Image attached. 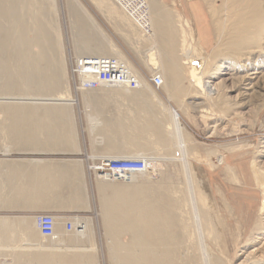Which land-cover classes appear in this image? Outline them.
<instances>
[{"label": "rangeland", "instance_id": "rangeland-1", "mask_svg": "<svg viewBox=\"0 0 264 264\" xmlns=\"http://www.w3.org/2000/svg\"><path fill=\"white\" fill-rule=\"evenodd\" d=\"M18 1H16V3L14 4H16L15 6H17V14L19 15V18L17 19V23H16L17 25V27L15 28L16 32L13 34L12 38L10 36V42L13 41V39H16L17 37H19V32H26V29H29L27 30L29 31L28 32L29 34L27 32H26L27 34H25V39L27 42H30L34 36H39V35H33L34 34L33 31L35 33L43 32L41 36L45 35V33L51 36L52 33L50 34L48 30L51 28L50 31L54 32V29L51 27V25L53 26V24H58L59 26L58 29L61 32L60 42L57 40L55 33L53 35L54 39L52 38V36L51 38L47 37L48 40L43 39V46L45 48V53L47 55L46 59L48 60V62L40 61L38 62L39 64L38 67L37 66L36 67L40 68L43 74L45 73L46 77H52L55 75L58 78L60 77L59 78L60 82L56 83V85L55 84L52 85L50 89L47 90L46 92L38 93L36 91L34 92L32 91V93H30L32 94V96H30L31 98L24 99V100L18 99V97L23 98L29 95V93L25 91L19 94L9 93L10 95L9 94L6 95L7 93H0V100H1L0 106H5V105L38 106L40 104L32 102L33 97H49V95L52 94L51 93L52 89L58 88V86L59 88H63L64 85H66L65 81H67V84L69 85L71 97L73 99H76V104L74 105L75 107L85 106L86 103H89L87 100L88 98L90 99L91 105L93 102L95 103L96 100H101V102L95 103V105L100 106V111L102 112L101 115L99 116L101 117L102 122H103L102 126H106V129L103 132L104 136H106L107 138H113L115 140H122L123 141L122 146L128 150L127 155L129 156L133 155L134 157L135 154H139L140 156H146V157L153 158V160L155 161V172H152L151 169H147L146 171L140 172V173H132L131 175L125 174L122 176L123 178L122 177L118 178L117 179L118 181L115 179L116 180L114 182L115 184L122 183L120 185L126 186L130 188V190H133V188L137 187V184L131 185L126 181L127 179L128 180L134 179L133 178L134 174L138 177L139 179L138 181H143V179L147 178L148 176H151L152 178H154V179H151L155 181V182H152V183H155L154 185H156L157 184L156 182H159V181H162V182L165 180L168 181L169 187H167L168 188L167 190H173L171 191V194H173V197L177 199L176 206H178V204L180 206V207L179 206L177 207L178 208L177 210L179 211L181 206L183 205L181 208L182 211L180 210L179 211L180 213L177 211L178 216L179 218L181 216V221H185L187 225H189L191 223V221H189V219L191 218L190 213H189L190 210L188 208L189 203L187 202V199L185 200V198H188L189 196L188 194L189 190H187L188 183H186L187 175L188 176L192 175L193 183H196L202 187L201 197L203 198V201L201 202L202 203L201 205L203 206L204 209L210 208V205L208 204V202L209 200L212 199L211 209H213L212 211L215 214L217 220L219 219L218 221L220 223V226L217 228V231H216L217 233H215L214 235L213 233H210V232L205 233V236L207 235V237H205L204 243L207 249V253L209 252L211 254L210 255L208 253L209 260L211 262L216 261L218 264H221V263L241 264V262H243L245 259L244 257H247L249 253H252L258 248L262 247L264 245V240H263L264 239V230H263L264 229V220H263L264 213L261 216L262 223H263L262 228L258 232H256L257 234L254 233L250 240H246L247 237L249 236L250 231H247L248 233L242 236H239L236 234L237 232L236 228L238 227L234 226V224L236 223V225H239V227L241 226L238 216H235V212L239 214L244 212V214H246L251 209H254L256 211L262 201V191H260V188L257 187L254 183V179H253L251 168H250V162L254 159L258 161V165L260 166V168L264 169V64H263L264 59L262 58L259 59V57L263 54L258 55L257 53L260 49L259 46H262V47L264 46V28H263L262 34H258V35L255 34L256 39H253V40L255 41L257 40V42L254 41L255 43L248 44L251 48H246L242 50L244 51L242 54L247 55L248 51H250L251 49L255 50L257 47L256 49L257 51L255 50L256 51L255 53L253 51V55L251 54V52H249L251 54L249 56H252L251 57L252 60L247 59V61H249L248 66L246 63H244V67L241 65L239 66V63H242L244 61L242 60L241 57L238 56L239 58L237 60L238 62H235V64H233L230 61L226 62V60L225 61L223 60V57L221 58L219 57L220 58L219 61L222 62V64L220 63V66H218L219 67L218 69H214L215 68L214 62L216 61L210 62L209 64L203 67L202 73H203L204 78H207V79L210 78V80L215 83H217L218 81L219 84L222 83L227 87V90H224V86H221L216 96H214L215 95L214 94L211 97H207L206 95H203L200 92V90L192 84L189 75H187L188 68H189L188 65L182 64L181 61L179 60L180 55L178 54L180 50H182L183 48L189 47V45L191 44L195 46V48H197L196 44H199V43H195L194 45L193 44L194 42L190 43V40H189V33H191L193 28L195 29L193 25V20L190 19L191 18L190 13L191 11H194V10L196 11V9H198L199 11H202L208 15V19L210 22L209 31H210L211 41H212L210 48L206 50V52L208 53L213 48L212 47L213 42L215 44L216 35H215V29H214V23H215L214 21L215 20L219 21L218 22L219 26L220 28H222L221 38L223 42L225 44H232L235 42V34H234V30L232 31V29H233V26L235 25L236 20L234 19V17L229 16V13L225 11L226 5L225 4L223 5L221 0H162L161 2L163 5H161V9H163L167 13L169 12V16L171 13L172 14L177 13V16L174 15L175 16L174 18L169 17L170 25H172L170 27V30L171 32L176 33L177 35V37L173 41V45H174L173 51H174V57L176 59L175 62L176 63L178 62L177 63L178 64L177 73L180 76L179 81L181 83L180 84L181 91L179 93H175V89L170 90L169 87L166 86L167 84L164 85V82L162 83V85L160 84L161 86L159 87L153 86L151 82V76H153V74H158V75H161L162 77L164 75L163 74L164 72L162 71L160 67L156 68V65L153 64V62L151 61L150 56L147 57L148 54L151 52L149 50L150 44L149 42L144 41L143 37L139 34L140 31H141L140 33H143V31L137 26V24L134 21H131L132 19L128 15H126L123 11H121L119 7L114 8V11L115 9L119 8L118 10H116V12L120 13L121 15H124L122 19H125V20L128 19V21H131L135 27L133 28L131 26L132 33L131 34L129 33V35L130 37L132 36L131 41L133 43H130L132 44L130 46H132L131 49L135 52L136 58H130L124 53H123V56H125V59L131 63L133 69L137 72L138 76H140L145 81V85H143L141 89H143V92L148 95H151L149 92L153 91L154 93L158 95V97L167 107L171 106L172 108H174L179 114L180 122L186 129L185 135L187 137L188 148H189V143L193 147V150H192L193 153L191 152L192 154H189V151H188V154H187V161L189 165L188 167L189 174H187L188 171H184L183 166H181V162L172 158V157L178 156V154H175V153H179V150L178 148H176V143L172 135V130L167 124L168 122L167 112H163V115H165V117H162L163 115L161 116V113H160L162 110L160 111V109L156 107L155 105L151 104L149 100H147L143 104H141V101H136V102L129 101V99L127 98L128 94L123 93L124 91L122 90V88L115 89L114 90L115 92L113 94L108 93V91L112 89V88H108V86L102 87L99 90H93V91H86V90L78 89V75L76 72H74L76 70L74 61L77 59L74 54L75 53L74 46L75 44H78V43L74 42L75 37L73 35L74 34L76 35L77 33L79 34L81 29H80V26L79 28L78 27L75 28L71 24L73 21V18L69 13L67 3L71 4L72 0H18ZM80 1L85 6L86 10L89 13H91L92 16L95 17V15L92 13V11L87 6L88 5L87 2L89 0H80ZM52 2H54V4ZM254 3H255V9L253 10V12H247L245 15L247 19L249 18L252 19L254 16L256 17V14L260 16L262 13H264V0H254ZM4 4L7 5L9 4V2L8 3L5 2ZM101 5L105 7L104 3ZM194 5H195V8L193 7ZM94 6L98 8L96 4H94ZM144 7H145V4H144ZM210 7L213 8L214 12L211 11ZM98 9L100 10V8ZM119 10L121 12H119ZM36 13L38 14V16ZM109 13H110L109 14L110 17L113 19V16H114L113 11L112 10L110 11L109 9ZM184 13L187 14V17L189 15V19L187 17H184ZM115 17L113 19L114 21L123 24L121 18H119L120 17L119 15L116 17V19ZM95 19L97 20L96 17ZM56 21H58V23H56ZM131 22L129 23L131 24ZM31 31L32 33H30ZM82 33L85 34L84 32ZM195 33H197V31ZM90 37H91V34L89 38ZM77 38L84 39L85 37L80 33V35H78ZM181 38L183 41H181ZM194 41L195 42L197 41L195 36H194ZM61 43H62V46H61ZM256 43L257 45H255ZM114 44L116 45V47L121 48L116 41H114ZM8 47H11V46L6 45L5 47L6 51L4 49V52L2 54V56L5 58H8L6 52H10ZM39 50L40 48L38 45H33L30 47L31 53H37ZM61 50H62V54H61ZM206 52L205 51L200 52L199 49L194 50V53L195 55L197 53V56L199 53H201L200 57L203 60L205 59L207 55ZM225 54L229 55L227 52ZM255 56H259V57L257 58ZM83 58H88V57H83ZM92 58H96V57H92ZM62 59H64L65 64H63ZM11 62L12 61L9 62V70L11 69V72L12 73L14 72L13 77H15V78L11 77V79L18 80V78H21L22 80L23 78H25L24 75H21V74L18 75L17 73H15L21 70L25 72L27 71L30 73L31 71L32 72L36 71V69H33V70L31 69L34 66L30 67V65H28V67H22V65L17 64L16 62L14 63V60L12 63ZM223 62L224 63L226 62V63L224 64ZM14 69L16 71H14ZM207 69L209 72L206 71ZM253 69H255L254 71L256 73H253V75L250 74L249 77H253V76L257 77L256 79L253 78L251 80V83H254L255 80H257V87H252L253 88L252 90H254V93L243 98L242 92H244V89L241 84L243 75L244 74L246 75L249 72H253ZM212 70L214 72H212ZM15 74L18 76L16 77ZM163 78L164 77H162V79ZM7 79H8L7 77L0 75V86H3L4 84H6ZM166 79H168L167 76L165 80ZM23 83L24 82L22 81L18 82L19 84L18 87H20L22 90H26L27 89L26 84L28 83H24V84ZM133 91H136V89ZM11 97L13 99H11ZM3 99L6 102L3 101ZM140 105L144 106L145 110L144 109L138 110L137 108ZM149 112H152L156 119L161 120V122L165 126V131L167 133L168 138L173 143L170 142L168 145H165V143H163L162 145L161 143H158L157 140H155V136L152 135L149 131L143 132V134L141 133L140 135H143L145 140L137 139V141L135 140L136 143L126 137V135H129V134L131 136H135L133 133L136 134V131L130 130L131 124L133 125L131 121H136L139 127H141L140 120L145 119V118L148 119L149 118L148 116L150 115ZM117 124H120L121 128H118ZM123 128L124 130H122ZM123 138L128 139L129 141H125V139ZM138 141H139V144L137 143ZM141 141L144 142L145 145ZM140 143H142L144 147L141 146L142 144ZM167 146L168 148H166ZM219 156H222L221 165H217V159ZM90 165L94 166L92 163H90ZM157 166H158V169H156ZM227 167H230L232 171L236 174V176L239 177L238 179L239 183L234 182L230 177L227 176L226 174ZM91 174L94 176L93 173ZM152 183L150 184L148 182V184L145 186L141 184V187L139 186V188H141L140 190H146V189L150 190L151 187L153 188ZM130 185L133 187L131 188ZM93 195H94L93 196L94 202L92 203L93 208L87 217V218H91L92 220V224L94 228L92 237L94 238V244H96V248L94 247V250L93 249L91 250L92 252L94 251V254L92 256V258L94 257L92 259L94 261H92V263L93 264H96V263L97 264H113L115 262L114 264H121L123 263L122 261L119 262V260H113L110 257L112 241L110 240L111 237L109 236V234H107L108 232L105 231V226L103 225L104 224L103 218L101 216L102 206H103L101 204V200L103 199V197L108 195V199L110 198V200H113L116 197L115 196L112 197L113 195H111L110 193L106 195L101 194V192H98L97 189L94 190ZM220 197L224 201L226 200V202L228 203L229 210L226 208L227 212L224 211V208L222 206L224 202L223 204H220V201H222ZM122 202L123 204H121L122 205L121 206L118 201L113 200L111 207H115V209L121 208L122 210L127 209L128 208L127 200L123 199ZM123 206H126L127 208ZM185 206H186V209L188 208L189 211H186ZM228 221L233 223V227L231 228L232 234H230L228 231L230 224L226 226ZM179 228H181V226ZM233 229L234 231L235 230L236 231L234 232ZM250 229H251V226L249 230ZM36 232L38 234V231ZM190 233H191V230H189L188 228V234L185 235L183 238L186 239L190 236L188 240L189 243L188 241H186L185 243L180 244L179 247H182V248L179 251H177V253L179 254V259H177L176 261L178 262L185 261L184 259H186L185 257H187V260H186L187 264H195L193 263L191 259L192 256L197 255L196 254L197 251H194L193 249L195 245L194 244L195 236L193 234L190 235ZM105 235L107 239L105 238ZM182 235H184V233ZM208 236H210V240H208L209 239ZM212 236L217 237V238L214 237L215 242L213 241L214 238H212ZM256 237L259 239L256 240L257 239ZM17 238L19 237H16V239ZM37 239L39 240L38 242L41 241L42 243L47 242V239L50 240L49 238H43L40 235L39 237L37 236ZM131 239H132V236H130V233L127 234V232H124L123 234H120L117 236V240H119V242L118 241L117 242L120 244V249L122 253L124 250L122 248L127 247L132 242ZM2 244L3 245L5 244V246L7 245L6 247L8 251H6L7 250L6 247H5L6 250L2 249ZM34 247L35 245H33V243L32 244L30 243H27V244L26 243H0V264L15 263V257L22 252L26 253L27 258L28 257L31 258V256L33 258L34 257L33 255L36 253L34 252L36 251L35 248L40 249L38 246L35 248ZM188 247L189 249L185 250V248H188ZM136 252L139 253V248L137 249ZM180 256H183V257H180ZM212 256L213 258H211ZM253 258L254 257L252 258L247 257V263H250L253 260ZM30 262H31L30 264L33 263L32 259H30Z\"/></svg>", "mask_w": 264, "mask_h": 264}, {"label": "bare ground", "instance_id": "bare-ground-1", "mask_svg": "<svg viewBox=\"0 0 264 264\" xmlns=\"http://www.w3.org/2000/svg\"><path fill=\"white\" fill-rule=\"evenodd\" d=\"M16 1H18V0H0V75L8 78L6 81L7 83L4 84L3 86H0V93H7L6 95H8L9 93L10 94H12V93L19 94V93L25 91V92L29 93V95H27L26 97H23V98L18 97V99L24 100V99L31 98L30 96H32V94H30V93H32V91L33 92L36 91L38 93L46 92L47 90L50 89V87L52 85H54V84L56 85V83L60 82V80H59L60 77L58 78L56 75L52 76V77H46L45 73L43 74V72L40 70V68H37V67L39 65L38 62H40V61L41 62L42 61L48 62V60L46 59L47 55L45 53V48L43 46V39L48 40V38H51V36L54 39L53 35L55 33L57 40L60 42V39H61L60 33L61 32L58 29L59 28L58 24H53V26H55V27H53L50 24L51 27L54 29V32L50 31L51 28L48 30L50 34L52 33L51 36L47 33H45L46 36L45 35L41 36V34H43V32H36L35 33L33 31V33H34L33 35H39V36H34L30 42H27L25 39V34H27L29 32V31H27L29 29H26L27 33L26 32H19V37H17L16 39H13V41L10 42V36L12 38L13 34L16 32V30H15V28L17 27L16 23H17V19L19 18V15L17 14V6H15L16 4H14V3H16ZM105 1H108V0H92V2L94 4H96L98 6V8H100V10H102L101 4H103V3L105 4L106 3ZM109 1H110V11L112 10L113 14H114L113 19L116 15L117 16L119 15L120 16L119 18H121L123 23H125L124 24L125 28H126V24L128 26L131 25L133 28H135L131 22V21H134L137 24V26L143 31V33H140L141 31L139 32V34L143 37V40L146 42H149V44H150L149 50L151 52L148 54L147 57L150 56V59L153 62V64L156 65V68L160 67L162 69V71L164 72L163 73L164 75L162 76V77H164L163 78L164 80L162 79L161 75L153 74V76H151L152 84H153L152 77L158 75L161 79V85L164 82V85L167 84L166 86H168L170 90L175 89V93H179L181 91V89H180L181 83L179 81L180 76L177 73V69H178L177 63L178 62L177 63L175 62L176 59L174 57V51H173V46H174L173 41L175 40L177 35H176V33L171 32L170 27L172 25H170V19H169V17L174 18L175 16H177V13L172 14L171 13L173 11L172 10L170 12L171 14L169 16V12L167 13L163 9H161V5H163L161 2L162 0H109ZM5 2H7V3L9 2V4L5 5L4 4ZM221 2L223 3V5L224 4L226 5L225 11H227L229 13V16L234 17V19L236 20L235 25L233 24L234 26L232 29V31L234 30V34H235V42L232 44H225L223 42V40L221 38V29L222 28H220V26H219V23H218L219 21L215 20L214 21L215 22L214 23V29H215V35H216L215 44L213 42V46H212L213 48L211 49V51L209 53L206 52L207 55L204 59L205 61L200 57L201 53H199L198 56H197V53H196V55L194 53V50H198V49L200 50V48H201V46L199 45V44H201L200 43L201 40L199 38V35L197 33H195L196 29H194V28L192 29L191 33H189V40H190V43L194 42L193 43L194 45H195V43H199V44H196V47L198 49L195 48V46H193L191 44V45H189V47L183 48L182 50H180V52L178 54V55H180L179 60L181 61V63L188 65V67H189L187 75H189L192 84L196 88H198L203 95H206L207 97H211L214 94H215L214 96H216L217 93L219 92V88L221 86H224V90H227V87L222 83L219 84L218 81H217V83H215V82L211 81L210 78H208V79L204 78L203 73H202L203 67L205 65L209 64L210 62L216 61V62H214L215 63L214 69H218L219 68L218 66H220V63L222 64V62L219 61V59L221 57H223L224 61L225 60H226V62L230 61L233 64H235V62H238L237 61L239 59L238 56L241 57L242 60L244 61L242 63H239V66L241 65L244 67V63H246L248 66L249 61H247V59L252 60V58H251L252 56H249V55H251V54L253 55V51L255 53L257 51L256 50L257 47L255 49L256 51L253 49H251L250 51L247 50L248 51L247 55L242 54L244 52L242 50L246 49V48H251L248 44L257 42V40L256 41L253 40V39H256L255 34L256 35L262 34V31L264 28V13H262L260 16H258L256 14V17L254 16L255 18L251 17L252 19H250V18L247 19L245 16L247 12H253V10L255 9L254 0H221ZM52 3L54 4V2H52ZM144 4H145V7H144ZM67 6H68V10H69L70 15L73 18V21L71 23L72 26L75 28L76 27L79 28V26H80V29H81L80 33L85 37L84 39L77 38V36L80 35V33L78 34L76 32L77 34L76 35L74 34L73 36L75 37L74 42L78 43L77 45H83V44H85L84 41H88L89 39H91V37L89 38L90 34L92 36V35H96L97 32H99V31L101 33L104 32L103 29L101 28V26H99L95 17L92 16V14L86 10L85 6L83 5V3L80 0H72L71 4L67 3ZM210 6H211V4H210ZM117 7H119L120 10L123 11L126 15H128L132 20L128 21V19L127 20L122 19V17L124 15H121L120 13L116 12V10H118L119 8L115 9V11H114V8H117ZM193 7L195 8V5ZM210 9L212 12H214L213 8L210 7ZM120 10H119V12H121ZM20 11H21V9H20ZM196 11H199V10L196 9ZM37 16H38V14H37ZM116 17H115V19H116ZM3 20H4V22H3ZM129 22H131V24ZM56 23H58V21H56ZM128 26H127V31H128ZM39 29H41V28H39ZM82 32H84L85 34H83ZM129 32H130V34L132 33L131 27L129 28ZM30 33H32V31ZM181 34H179V35H181ZM126 35H128L129 38ZM125 36L130 41V43H133L131 41L132 36L130 37L128 32L125 34ZM194 36L197 39L196 42L194 41ZM179 37H181V36H179ZM261 38H259V39H261ZM259 39H258V41H259ZM179 40H180V38H179ZM181 41H183L182 38H181ZM108 44H109L108 52L103 53L101 55L100 54L97 55L98 58H92V57L83 58V57H87V56L76 57L77 59L74 61V65L76 66V70L74 72H76L78 75V89L87 90V91L92 90L93 91L96 89L98 90V88L101 89L102 87H106V86H108V88H114V89L122 88L124 93H129V94L133 93V94H135L134 95L135 97L139 96V95L142 96L141 99L143 98L144 103L147 100H149V102L151 104L155 105L156 107H158L160 109V111L162 110L160 112L161 116L163 115V112H167L168 113L167 124L169 125L170 129L172 130V135H173L175 143H176V148H178V150H179V153H175V154H178V156L172 157V158L180 161L181 166H183L184 171H188L189 165H188V161H187V154H188V151H189V154L193 153L192 152L193 147L189 143V148H188L187 137L185 135L186 129L179 120V114L171 106L167 107L161 101V99L158 97V95L156 93H154L153 91L149 90V91H151V92H149L151 95L145 94L143 92V89H141L143 87V85H145V81L140 76H138L137 72L133 69L131 63L125 59V56H123V53L121 52L120 48L116 47V45L114 44V42L112 40H109ZM6 45L11 46V47H8L10 52H6L8 58H5L2 56L4 49L6 51V48H5ZM29 45H30V47L33 45H38L40 50L37 53H31ZM255 45H257V43ZM61 46H62V43H61ZM130 47H132V46H130ZM259 47H260V49L257 53H258V55L259 54H263V55H261L260 57L259 56H255V57H257V58L259 57V59H261V58L264 59V46L263 47L259 46ZM226 52L229 55L225 54ZM249 52H251V54ZM61 54H62V50H61ZM9 58H11V59H9ZM111 59L114 60V63H112V64L114 65L115 72L120 69V66L122 64L125 73L129 74L130 75L129 78L132 77V79L131 80H125V81H119V80H116L117 77L116 78L114 77L113 79H111V76L107 77V78L100 79L99 78L100 72L107 74V72L105 70H100L98 72L101 65H99L97 68L94 66L87 65V64H95L98 60H111ZM9 60L12 62L14 60V63L16 62L17 64L22 65V67H28V65H30V67L34 66L31 69L32 70L36 69V71L32 72L30 70L31 71V73H30V72H27V71L25 72V71L21 70L19 72H15V73H17L18 75H20V74L24 75L25 78H23L22 80H21V78H18V80L11 79V77L12 78H15V77H13L14 72L12 73L11 69L9 70V62H10ZM62 60H63V64H65L64 59H62ZM221 61H222V59H221ZM84 63H87V64H84ZM253 64H254V62H253ZM14 68H15V66H14ZM254 70L255 69H253V72H249V73L246 72L247 74L243 75L242 83H241L242 87L244 89V92H242L243 98L254 93V90H252L253 89L252 87H257V80H255L254 83H251V80L253 78L256 79L257 77H255V76L249 77L250 74L253 75V73H256ZM14 71H16V70L14 69ZM206 71H208V69ZM212 72H214V71L212 70ZM217 74H218V72H217ZM224 74H225V72H224ZM18 75H16V77ZM165 75L168 77V79H166V80H165V78H166ZM65 77H66V75H65ZM106 80H108V81H106ZM21 81L24 83H28V84H26V86H27L26 90H22L20 87H18V85H19L18 82H21ZM130 81H133V82H130ZM65 82H66V85H64L63 88H59V86H58V88L52 89L51 90L52 94H50L49 97H33L32 102L40 104V105H42V104L47 105V106L48 105L49 106H51V105H57V106L58 105H68V106L74 105L76 99H73L71 97L69 85L67 84V81H65ZM65 82H64V84H65ZM183 82H184V80H183ZM161 85H159V86H161ZM153 86H154V84H153ZM154 87H156V86H154ZM135 89H136V91L133 92V90H135ZM187 89H188V87H187ZM196 91H197V89H196ZM12 97H11V99L14 98V97L13 98ZM220 98H221V96H220ZM128 99H130V98H128ZM136 99L138 100V98H136ZM3 101H5V100L3 99ZM142 103H143V101H142ZM17 106H28V105H17ZM139 107H141V106H139ZM89 108H91V107H89ZM149 114H148L149 115L148 119L145 118L146 120L145 119L140 120L141 127H139V125H138V123H136V121H131V123H133V125L131 124L130 130L136 131V134L133 133L135 136H131L130 134L126 135L127 138L136 143L137 139L145 140L144 136L140 135L141 133L143 134V132L149 131L152 135L155 136V140H157L158 143H161L162 145H163V143H165V145H168L170 142L173 143L168 138L167 133L165 131V126L163 125L161 120L156 119L152 112H149ZM162 117H165V115H163ZM99 120L102 121V119H99ZM90 121L92 122V120H90ZM93 121L96 124V126H98L97 123H99V121L97 119H95ZM91 122H89V123L91 124ZM89 125H88V127H89ZM117 126L120 128V124ZM90 128H91V126H90ZM103 130H105V129H103ZM103 130H102V132L100 131L101 134H103ZM122 130H124V129H122ZM96 132H98V131L96 130L94 132L95 135L97 134ZM107 140H108V138H107ZM99 141H101V140H99ZM108 141H110V139ZM111 142H112V139H111ZM137 143L139 144V141ZM142 143L145 145L144 142H142ZM142 143H140V144H142ZM143 144L141 146H143ZM113 145H115V144L113 143ZM166 148H168V146ZM103 161H105V163L109 162V161L119 162V163H129L131 165V168L134 169V171H139V170H136L135 168L138 165H142L143 162H145L147 167H146V169H144L140 172H144L147 169H151L152 172H155V161L153 160V158L146 157V156H140L139 154H135L134 157H133V155L127 156V157H113V158H109V159L103 160ZM100 162H102V161H100ZM100 162L98 164L92 163L94 166L90 165V163L87 162L88 172L90 174L93 173L94 179H96L95 185H96L97 191L101 192V194L106 195V194L110 193L111 195H113L112 197L115 196L117 199L116 198H114V199L112 198V199L118 201L120 205L123 204V202H122L123 199L127 200V202H128V206L126 205L127 203L125 204L128 208L126 206H123L127 209L122 210L121 208L115 209V207H111L113 200H110V198L108 199V195L103 197L102 200L100 199L101 204L103 205L102 206V213H101V216H102L103 222H104L103 225L105 226V231H107L108 232L107 234H109V236L111 237L110 240L112 241L110 257L113 260H119V262L122 261L123 263H121V264H187V261H186L187 257H185L186 258V259H184L185 261H182V262H178L176 260L179 259V254L177 253V251H179L182 248V247H179L180 244H183L189 240L190 236L186 239L183 238L185 235L188 234V228H189V230H191L190 235L193 234L195 236V240H194L195 245H194L193 249H194V251H197L196 252L197 255L191 257L193 263H195V264H218L216 261L211 262L209 260V255H208L209 252L207 253V249H206V246L204 243V239H205V237H207V235L205 236L206 232L213 233V235L215 233H217L216 232L217 228L220 226V223L218 221L219 219L217 220L215 214L212 211L213 209H211V200L212 199L209 200V202H208V204L210 205V208L204 209L203 206L201 205L202 204L201 202L203 201V198L201 197L202 196V191H201L202 187L196 183H193L192 175H189V176L187 175V174H189V171L186 174L187 175V182L186 183H188L187 184L188 186L187 185L186 186H187V190H189L188 191L189 196H188V198H185V200L187 199V202L189 203L188 208L190 211L188 210V208L186 209L187 205L185 206V209H186V211H189V213H190L191 218L189 219V221H191V223L189 225H187V223L185 221H181V216H180V218L178 216V212L181 210L183 205L181 206L180 210L178 211L177 207L179 206V204H178V206H176L177 205V199H175V197H173V194H171V191H173V190H167L168 189L167 187H169L168 181H166V180L163 182L159 181V182H156L157 183L156 185H154L155 183H152V182H155V181L151 180V179H154L151 176H148L147 178L143 179V181H138L139 180L138 177L134 174L133 175L134 179H132V180L127 179V181H126L131 185L137 184L136 188H133V190H130V188L120 185V184H122L120 182H119L120 184H115L114 182L118 179L117 177L105 175L104 169L97 167V165L98 166L101 165ZM221 164H222V156H219L217 159V165H221ZM262 167H263V165H262ZM250 168H251V173H252L255 185L260 188V191H262V201H261V204L258 206L256 211L254 209H251L246 214H244V212L241 214L235 212V216H238L239 222L241 224L240 227H239V225H236V223L234 224V226L238 227V228H236V230H237L236 234L239 236H242V235L248 233L247 231H250L249 236L247 237L246 240H250L252 238V235L254 233L258 232L262 228L263 223H262L261 216L264 213V169L260 168V166L258 165V161L254 160V159L250 162ZM156 169H158V166ZM226 169H227V172H226L227 176L230 177L234 182H238L239 177L236 176V174L232 171V169L230 167H227ZM130 172L134 173L132 171H130ZM140 172H135V173H140ZM147 172H149V171H147ZM125 174H128V173L124 172L123 175H125ZM164 179H165V177H164ZM126 182H124V183H126ZM148 182L150 184L152 183L153 188L151 187L152 189L150 188V190H148V189L140 190L141 188H139V186L141 187V184L145 186L148 184ZM131 185H130V187L132 188L133 186H131ZM175 188H176V186H175ZM178 194H179V192H178ZM255 194H256V192H255ZM181 201H183V200H181ZM223 202H224V204H223ZM220 204H223L222 206L224 208V211H226V208L228 209V203L226 202V200L224 201L222 199V201H220ZM42 214H44V213H40L39 215H42ZM45 214H50V213H45ZM36 216H38V215H36ZM36 216L34 217L35 226L40 232V229L36 225ZM53 216H55V215H53ZM67 219L64 221L65 232H68V233L69 232L70 233L75 232L74 234L78 233V237H80V239H81V240H77L78 242L81 241V243H82L81 244L82 245V252H81L82 254H81V262L80 263L81 264H93L92 261H94V260H92V259L94 257L92 258V256L94 254V251L92 252L91 250L92 249L94 250V244H93V240H92V238H93L92 232L90 229V225L92 224V220L90 218H78V216H75L74 218H71L70 220H67ZM67 221H72L73 224L75 223L74 225L79 224V227H78L79 230L75 231L73 229L72 230L67 229V227H66L67 223H68ZM222 221H223V219H222ZM60 222L61 221H59L57 219V217L55 216V225H54V230H55L54 234L55 235L53 238H49L50 240L47 239L48 241L44 242V243H42L41 241L40 242L35 241V243L33 242V245H35V247L38 246L40 248V249H38V248L34 247L36 250L34 252H36L37 254L35 253L33 255L34 256L33 258H32V256H31V258H29V257L27 258L26 253L22 252L15 257V263H12V264H30L31 263L30 259H32V261H33L32 264H52V261H51L52 257H53L54 261L61 260V259L58 260V258H61L63 256V254H59L58 252H60V251L62 252L63 250L61 249V247L58 246L60 249L57 247L58 242H60V244L63 243V238H61V235L57 231V229H58L57 226H58V224L60 225ZM19 224H21V226L24 229L29 230V225L27 223H25V221L20 220ZM228 224H230L229 228L227 227L228 231L230 234H232L231 228L233 227V223L228 221L226 226H228ZM84 226H85V229H84ZM180 226H181V228H179ZM250 226H251V229L249 230ZM233 231H234V229H233ZM124 232H127V234L130 233V236H132V239H131L132 242L127 247L122 248V249H124L123 253H122L121 249H120V244L118 243L119 240H117V236L120 234H123ZM183 233H184V235H182ZM41 236H42V234H41ZM210 236H211V234H210ZM210 236H208L209 237L208 240H210ZM261 236H263V235H261ZM68 237H67V239H68ZM78 237H77V239H78ZM214 237H216V236H214ZM214 237L212 236V238H214ZM30 238H33V237L30 236ZM43 238H46V237H43ZM105 238H106V235H105ZM72 239L70 237V241ZM74 239H76V237ZM258 239L259 238H257L256 240H258ZM213 241L215 242V238L213 239ZM71 242L73 243V241H71ZM67 243H69V242H67ZM188 243H189V241H188ZM30 244H32V242ZM248 244H250V243H248ZM62 245H64V244H62ZM6 246H5V244L4 245L2 244V249H5ZM226 247H227V245H226ZM228 247H230V246H228ZM248 247H246V248H248ZM62 248H64V247H62ZM138 248H139V253L136 252ZM2 249H1V251H2ZM6 249H7V247H6ZM188 249H189V247L185 248V250H188ZM65 250H66V247H65ZM76 250L80 251L78 249H76ZM6 251H8V249ZM70 251H72V250H68V252H70ZM71 253L75 254L74 251ZM64 254L66 255V253H64ZM68 255H70V254H68ZM180 257H183V256H180ZM247 257H249V258L254 257V258H253V260L251 259L252 261L250 263H247ZM247 257H244L245 259L243 262H241V264H264V245L262 247L258 248L257 250H255L254 252L249 253V255H247ZM66 258H68V256ZM72 258L73 257L71 255V259ZM211 258H213V256ZM55 259H57V260H55ZM77 260H78V257H77ZM79 261L80 260H78L76 262H79ZM224 261H225V259H224ZM62 262H61V264L67 263V262H63V263ZM72 262H73V264H75L74 263L75 260ZM95 263H96V261H95ZM228 263H229V261H228ZM54 264H57V263H54ZM221 264H223V263H221Z\"/></svg>", "mask_w": 264, "mask_h": 264}, {"label": "crops", "instance_id": "crops-1", "mask_svg": "<svg viewBox=\"0 0 264 264\" xmlns=\"http://www.w3.org/2000/svg\"><path fill=\"white\" fill-rule=\"evenodd\" d=\"M105 2L107 11L104 6L99 10L92 1L87 2L88 8L105 30L102 28L104 32L99 31L91 36L92 40L84 41V46L76 44L75 56L97 58V55L108 52V43L112 40L119 44L122 53L130 58H136L126 37L128 35L125 36L127 32L130 33L131 25L126 24L125 28V23L114 21L109 15L110 1ZM190 15L201 40L200 51L206 52L212 43L208 15L202 11H191ZM184 17H187L186 13ZM187 18L189 19V15ZM114 90L112 88L108 93L113 94ZM126 94L130 98L129 101L136 102L138 98L137 101L144 103L142 96ZM88 100L90 103L89 98ZM98 102L101 100H96L95 103ZM89 103L82 107H75L76 101L74 105L69 106H0V243L38 242L37 236L41 234L35 226L34 217L40 213H50L61 221L57 231L63 238L61 243L64 244L57 243V247L63 250L58 253L63 256L58 258L61 259L59 261H54L52 257V264H61L62 261L67 262L65 264H73L74 260L75 264H81L82 243L77 241L81 239L78 233L65 232L64 221L75 216L87 218L93 208L96 179L89 174L87 162L96 164L113 157L129 156L128 150L122 146V140L108 138L110 139L108 141L107 137L101 134L106 126H102L103 123L99 120L102 113L100 106H96L94 102L92 105ZM140 106L138 110L144 108ZM95 119L99 121L98 126L93 121ZM96 130L98 135L94 133ZM20 220L29 225V230L19 224ZM90 229L93 233V224L90 225ZM66 236H69L68 239ZM70 237L73 238L71 240L73 243ZM92 240L94 244V238ZM94 247L96 248V244ZM73 251L75 254L71 253ZM77 257L79 262H76Z\"/></svg>", "mask_w": 264, "mask_h": 264}, {"label": "built area", "instance_id": "built-area-1", "mask_svg": "<svg viewBox=\"0 0 264 264\" xmlns=\"http://www.w3.org/2000/svg\"><path fill=\"white\" fill-rule=\"evenodd\" d=\"M114 63V60H98L95 64H87L89 66H94V67H98L99 65H101V67L99 68L98 72L100 70H105L107 72V74H104L103 72H100L99 74V78L103 79V78H107L111 76V79H113L114 77L119 80V81H125V80H131V78H129V74L125 73L124 68L121 64L120 69L118 71L115 72L114 70V65L112 64ZM81 65V64H80ZM79 65V66H80ZM108 81V80H106ZM152 81L154 86L158 87L161 84V79L158 75L152 77ZM133 82V81H130ZM100 166L97 165L98 168L104 169L105 175L107 176H115L117 178H121L123 173L126 172L128 174H130L132 172H140L144 169H146L147 165L145 162H143L142 165H138L135 169L139 170V171H134V169L131 168V165L129 163H119V162H106L102 161L100 162ZM103 172V171H102ZM130 172V173H129ZM127 174V175H128ZM132 174V173H131ZM130 174V175H131ZM36 216V225L37 227L40 229V233L42 234L43 237L46 238H53L54 237V225H55V216H53L52 214H42ZM67 229L69 230H79V224L74 225L72 221H67Z\"/></svg>", "mask_w": 264, "mask_h": 264}]
</instances>
